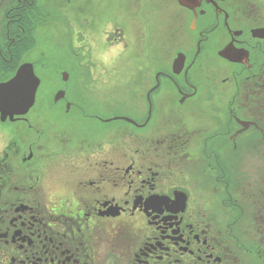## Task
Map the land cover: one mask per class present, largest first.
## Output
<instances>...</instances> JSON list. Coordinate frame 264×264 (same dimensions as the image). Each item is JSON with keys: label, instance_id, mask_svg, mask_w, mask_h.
<instances>
[{"label": "flooded vegetation", "instance_id": "obj_1", "mask_svg": "<svg viewBox=\"0 0 264 264\" xmlns=\"http://www.w3.org/2000/svg\"><path fill=\"white\" fill-rule=\"evenodd\" d=\"M120 1L0 0V264H264V0Z\"/></svg>", "mask_w": 264, "mask_h": 264}, {"label": "rangeland", "instance_id": "obj_2", "mask_svg": "<svg viewBox=\"0 0 264 264\" xmlns=\"http://www.w3.org/2000/svg\"><path fill=\"white\" fill-rule=\"evenodd\" d=\"M125 1H120V0H97L96 2V7L100 10H107V13H109V11H111V7H112V12L113 14L115 15H121L122 16V13H125V8H126V2L124 3ZM167 22L166 18H165V23ZM156 34V33H155ZM167 34L165 33V36ZM106 59H109V58H114L116 59L117 57H119V52H112V53H109L108 56H104ZM63 58L65 60V63L67 62L68 63V66H71V64L73 63L74 61V58H75V55L73 53L72 50H66L65 51V54L63 55ZM122 89V88H121ZM120 88H113L112 90H121Z\"/></svg>", "mask_w": 264, "mask_h": 264}, {"label": "water", "instance_id": "obj_3", "mask_svg": "<svg viewBox=\"0 0 264 264\" xmlns=\"http://www.w3.org/2000/svg\"><path fill=\"white\" fill-rule=\"evenodd\" d=\"M24 71L26 69H23ZM25 74H31L33 75V72H29L27 71ZM21 75H23L22 73L18 74V76L16 77L15 80H17L18 78H20L21 80L24 78H21ZM10 82V83H7L3 86L2 90L4 92V94H9L10 95V101L8 102V104L10 105H15L17 106L15 103H16V100L17 101H22L23 100V103H19V105L22 107V108H28L30 106L33 105L34 103V97H35V92H36V89H37V86H32L34 83H31L29 81V86L27 88V91L23 94L21 93H16V92H13L12 90L15 88V85L17 82ZM35 83L38 84V80L35 81Z\"/></svg>", "mask_w": 264, "mask_h": 264}, {"label": "snow or ice", "instance_id": "obj_4", "mask_svg": "<svg viewBox=\"0 0 264 264\" xmlns=\"http://www.w3.org/2000/svg\"><path fill=\"white\" fill-rule=\"evenodd\" d=\"M15 82L17 83L15 85V88L12 90L13 92L23 94L27 91V88L29 86V78L26 75L22 80L18 78L17 80H15Z\"/></svg>", "mask_w": 264, "mask_h": 264}]
</instances>
